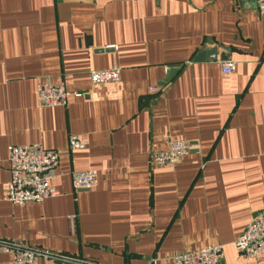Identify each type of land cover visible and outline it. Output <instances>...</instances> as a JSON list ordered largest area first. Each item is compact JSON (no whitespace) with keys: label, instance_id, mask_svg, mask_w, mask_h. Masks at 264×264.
<instances>
[{"label":"crops","instance_id":"obj_1","mask_svg":"<svg viewBox=\"0 0 264 264\" xmlns=\"http://www.w3.org/2000/svg\"><path fill=\"white\" fill-rule=\"evenodd\" d=\"M203 50L214 60L193 62ZM235 63L220 73V54ZM120 68L92 85L91 71ZM171 66L177 73L161 86ZM62 82L64 107L37 103ZM155 88V91L152 89ZM76 95H81L77 97ZM69 136L85 142L70 152ZM170 140L190 145L151 163ZM60 154L54 197L11 205L7 149ZM97 184L74 191L70 171ZM264 211V20L255 0H0V241L93 264H171L217 246L221 264ZM0 264H11L0 249ZM47 264H60L50 261Z\"/></svg>","mask_w":264,"mask_h":264},{"label":"built area","instance_id":"obj_2","mask_svg":"<svg viewBox=\"0 0 264 264\" xmlns=\"http://www.w3.org/2000/svg\"><path fill=\"white\" fill-rule=\"evenodd\" d=\"M258 17L264 20V0H255ZM235 63L229 60L220 62V73L230 75ZM120 68L114 66L106 70L91 71L89 80L92 85L116 84L119 80ZM155 91V88L152 89ZM68 93L62 82L41 84L37 89V103L42 108L64 107ZM77 97L81 95H76ZM85 142L80 137L69 136L67 148L70 152L83 150ZM190 145L184 141L170 140L166 151H152L151 163L155 166H168L186 157ZM7 164L10 179L6 187V201L11 205L41 203L54 197L55 189L51 180L55 178V169L60 154L53 149H44L40 144L28 146H9ZM70 186L74 191L91 190L97 184V172L93 170L70 171ZM240 258L259 263L264 256V211L252 216L234 243ZM0 249L10 255L11 264H47L54 261L60 264H93L70 256L29 247L19 243L0 241ZM224 255L217 246L207 247L200 251L174 254L171 264H221ZM151 264H156L152 260Z\"/></svg>","mask_w":264,"mask_h":264},{"label":"water","instance_id":"obj_3","mask_svg":"<svg viewBox=\"0 0 264 264\" xmlns=\"http://www.w3.org/2000/svg\"><path fill=\"white\" fill-rule=\"evenodd\" d=\"M216 55L217 52L215 50H203L201 53H199L194 57L193 62L202 63V61H206L208 59L214 60L216 58ZM219 57L220 60H227L228 58V56L224 53L220 54ZM177 70H178V66H171L169 68L166 78L164 79V81H162L161 86H165L166 84H168V81L171 80V78L177 73Z\"/></svg>","mask_w":264,"mask_h":264}]
</instances>
